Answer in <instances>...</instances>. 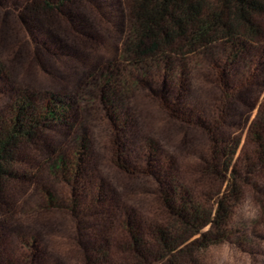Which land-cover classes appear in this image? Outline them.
I'll use <instances>...</instances> for the list:
<instances>
[{
    "label": "rangeland",
    "instance_id": "rangeland-1",
    "mask_svg": "<svg viewBox=\"0 0 264 264\" xmlns=\"http://www.w3.org/2000/svg\"><path fill=\"white\" fill-rule=\"evenodd\" d=\"M129 34L127 0H0V115L21 92L76 106L67 125L24 144L0 180L8 251L27 259L36 251L34 261L45 264H264V192L254 186H264V172L249 176L224 243L192 245L209 228L190 231L165 256L154 236L180 227L176 193L214 213L231 191L264 103V60L218 51L192 60L176 82L164 72L133 73L121 102L102 91L84 96L103 69L122 63ZM221 143L228 156L213 160V172ZM59 155L80 158L72 178L51 171ZM135 234L147 259L132 250Z\"/></svg>",
    "mask_w": 264,
    "mask_h": 264
},
{
    "label": "trees",
    "instance_id": "trees-1",
    "mask_svg": "<svg viewBox=\"0 0 264 264\" xmlns=\"http://www.w3.org/2000/svg\"><path fill=\"white\" fill-rule=\"evenodd\" d=\"M127 7L130 34L121 52L122 63L103 69L92 87L84 89L83 94L88 98H95L96 92L102 91L113 97L114 102H121L133 73L164 72L176 82L192 60L218 51L229 60L236 61L250 53L264 60V25L261 23L264 0H127ZM74 114L76 106L66 101L40 100L28 92L19 93L8 114L0 115V180L10 174L24 144L33 142L47 128L67 125ZM249 141L251 148L240 162V172L232 171L231 191L221 197L214 213L197 205L189 193L174 195L172 202L177 206L173 207V213L180 227L174 231L159 228L154 235L165 256L186 244L190 231L197 236L209 228L192 244L201 248L222 244L231 237L235 208L243 200L244 188L251 184L249 176L264 172V103L250 129ZM75 145L78 154L84 147L83 139H77ZM223 146L221 143L214 149L210 164L213 172L216 169L213 160L228 156ZM79 161L80 158L59 155L51 171L57 177L72 178L77 174ZM254 186L264 192V186L260 189L256 183ZM141 246L142 241L135 234L132 250L140 259H147L149 256L144 255ZM34 254L36 251L31 254L33 258L28 259L17 257L8 251L0 237V264H45L36 263Z\"/></svg>",
    "mask_w": 264,
    "mask_h": 264
}]
</instances>
